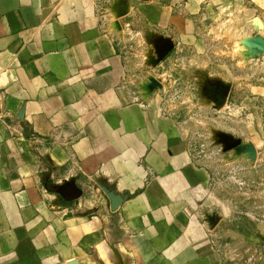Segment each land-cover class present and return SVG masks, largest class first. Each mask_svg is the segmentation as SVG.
<instances>
[{
  "label": "crops",
  "instance_id": "crops-1",
  "mask_svg": "<svg viewBox=\"0 0 264 264\" xmlns=\"http://www.w3.org/2000/svg\"><path fill=\"white\" fill-rule=\"evenodd\" d=\"M227 27L264 39V0H0V264H264V51L232 147L151 88Z\"/></svg>",
  "mask_w": 264,
  "mask_h": 264
},
{
  "label": "rangeland",
  "instance_id": "rangeland-1",
  "mask_svg": "<svg viewBox=\"0 0 264 264\" xmlns=\"http://www.w3.org/2000/svg\"><path fill=\"white\" fill-rule=\"evenodd\" d=\"M236 30L227 27L221 30L223 34L210 33L208 42L202 47L204 55L207 54L206 59L198 60L196 64H190V60H185L181 54L178 59L169 60L178 51L177 45L162 43L160 55L149 66L162 70L160 78L153 77L151 80V88L161 99L163 114L192 132L198 147L201 142H205L206 147L214 148L216 138H219V144L224 142L226 148L233 145V131L237 127L235 121L238 118L237 109L234 108L235 99L231 94L233 79L245 78L248 65L255 63L249 60L251 47L255 46H251L249 40L255 37H243L242 31ZM186 51L183 49L182 52ZM238 53H241L242 58L234 59L238 56L233 54ZM170 69L173 70V87L169 85ZM148 85L150 87V83ZM228 105L230 107L226 108ZM223 108L225 114L220 116L224 120L217 123L218 114L222 113L220 111ZM222 135L224 139L220 140Z\"/></svg>",
  "mask_w": 264,
  "mask_h": 264
},
{
  "label": "water",
  "instance_id": "water-1",
  "mask_svg": "<svg viewBox=\"0 0 264 264\" xmlns=\"http://www.w3.org/2000/svg\"><path fill=\"white\" fill-rule=\"evenodd\" d=\"M249 44L251 46L253 45H259V49H258V52H263L264 51V39L262 37H255V38H252L251 40H249ZM153 85H155V83L152 82ZM23 129H24V134L26 136H28V129L22 125Z\"/></svg>",
  "mask_w": 264,
  "mask_h": 264
}]
</instances>
